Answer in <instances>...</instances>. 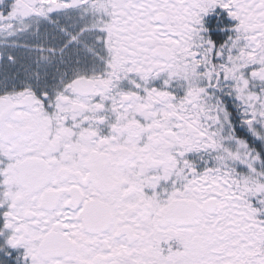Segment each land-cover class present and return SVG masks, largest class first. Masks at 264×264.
Masks as SVG:
<instances>
[{
  "label": "snow or ice",
  "instance_id": "6c2138e0",
  "mask_svg": "<svg viewBox=\"0 0 264 264\" xmlns=\"http://www.w3.org/2000/svg\"><path fill=\"white\" fill-rule=\"evenodd\" d=\"M0 264H264V0H0Z\"/></svg>",
  "mask_w": 264,
  "mask_h": 264
}]
</instances>
